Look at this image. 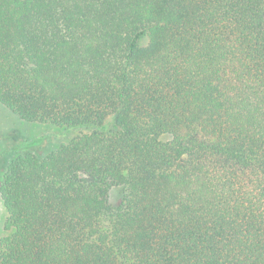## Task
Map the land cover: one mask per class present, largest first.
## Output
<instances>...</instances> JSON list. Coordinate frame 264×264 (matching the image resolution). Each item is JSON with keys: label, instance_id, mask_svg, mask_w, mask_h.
Listing matches in <instances>:
<instances>
[{"label": "trees", "instance_id": "obj_1", "mask_svg": "<svg viewBox=\"0 0 264 264\" xmlns=\"http://www.w3.org/2000/svg\"><path fill=\"white\" fill-rule=\"evenodd\" d=\"M0 105L79 131L3 156L0 264H264V0H0Z\"/></svg>", "mask_w": 264, "mask_h": 264}, {"label": "rangeland", "instance_id": "obj_2", "mask_svg": "<svg viewBox=\"0 0 264 264\" xmlns=\"http://www.w3.org/2000/svg\"><path fill=\"white\" fill-rule=\"evenodd\" d=\"M78 132V130L65 129L52 124L25 122L0 105V174L8 159L7 157L5 160L3 156L9 154L15 147L26 149L28 148L24 147L26 144L38 141V145H34V150L40 154L56 149L60 144L71 140ZM23 143L24 145H21ZM118 199L119 193L114 191L111 194V201L115 202ZM6 216L7 213L0 198V241L6 236L4 230Z\"/></svg>", "mask_w": 264, "mask_h": 264}]
</instances>
